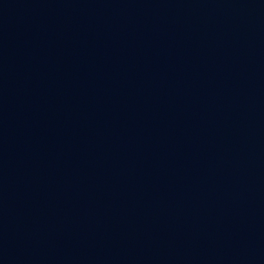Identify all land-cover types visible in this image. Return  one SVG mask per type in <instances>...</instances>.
Wrapping results in <instances>:
<instances>
[{
  "label": "water",
  "instance_id": "1",
  "mask_svg": "<svg viewBox=\"0 0 264 264\" xmlns=\"http://www.w3.org/2000/svg\"><path fill=\"white\" fill-rule=\"evenodd\" d=\"M0 264H264V0H0Z\"/></svg>",
  "mask_w": 264,
  "mask_h": 264
}]
</instances>
